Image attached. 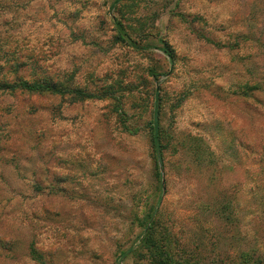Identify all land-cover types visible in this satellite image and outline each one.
Segmentation results:
<instances>
[{
	"label": "rangeland",
	"instance_id": "rangeland-1",
	"mask_svg": "<svg viewBox=\"0 0 264 264\" xmlns=\"http://www.w3.org/2000/svg\"><path fill=\"white\" fill-rule=\"evenodd\" d=\"M13 63L108 89L123 113L0 94V264H153L139 236L156 204L172 263L264 264V0H0ZM157 85L160 170L143 129Z\"/></svg>",
	"mask_w": 264,
	"mask_h": 264
},
{
	"label": "trees",
	"instance_id": "trees-1",
	"mask_svg": "<svg viewBox=\"0 0 264 264\" xmlns=\"http://www.w3.org/2000/svg\"><path fill=\"white\" fill-rule=\"evenodd\" d=\"M118 1V0H116ZM115 28L117 31L115 39L117 41L123 42L124 44L131 46L133 48L145 49L148 48L147 45L140 46L135 41H133L128 33L123 28L121 22L116 20L114 22ZM161 41L160 49L168 56L170 60L173 59V54L170 48V45L164 41ZM5 64V63H4ZM4 64L0 65V94L1 93H23V94H36V95H46V96H59L61 99H66V104L71 105L85 100H94V99H104L111 98L114 100L115 111L118 115L122 116V106L120 98L116 96L113 92L108 89H87L77 85H72L69 83H64L63 80L57 79L55 76L48 74H39L34 72L33 74L25 75L22 72H18L19 64L13 63L10 65L9 71L2 73ZM6 65V64H5ZM13 73L12 77L9 78L8 75ZM151 75L154 80L157 79V74L151 72ZM152 111L149 120L143 126L148 133L150 149L154 161L155 168L160 170L163 165L164 153L167 142L164 139L167 137L163 134L161 121H160V88L155 86L154 95H153V104ZM126 120L121 118L123 129L127 132H131V129L125 122ZM159 175V172H157ZM34 188L37 190L41 189L39 184L34 185ZM159 201V200H158ZM156 206L150 209V212L147 213L144 219L141 220L142 231L139 238L141 242L146 244V247L150 253L153 264H175L172 263L171 256L168 254V251L159 244V239L153 237V223L154 215L156 214ZM134 247H130L126 252L120 254V258H123ZM247 260L249 258H246ZM253 264V263H251Z\"/></svg>",
	"mask_w": 264,
	"mask_h": 264
}]
</instances>
